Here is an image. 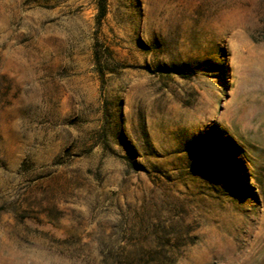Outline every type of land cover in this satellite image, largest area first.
Segmentation results:
<instances>
[{
    "label": "rangeland",
    "instance_id": "rangeland-1",
    "mask_svg": "<svg viewBox=\"0 0 264 264\" xmlns=\"http://www.w3.org/2000/svg\"><path fill=\"white\" fill-rule=\"evenodd\" d=\"M0 264H264V0H0Z\"/></svg>",
    "mask_w": 264,
    "mask_h": 264
},
{
    "label": "trees",
    "instance_id": "trees-1",
    "mask_svg": "<svg viewBox=\"0 0 264 264\" xmlns=\"http://www.w3.org/2000/svg\"><path fill=\"white\" fill-rule=\"evenodd\" d=\"M106 4H103L101 6V14H100V19H103L105 17V14H106Z\"/></svg>",
    "mask_w": 264,
    "mask_h": 264
}]
</instances>
